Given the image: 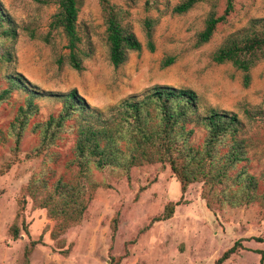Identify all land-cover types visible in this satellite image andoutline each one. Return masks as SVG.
<instances>
[{"label": "rangeland", "instance_id": "1", "mask_svg": "<svg viewBox=\"0 0 264 264\" xmlns=\"http://www.w3.org/2000/svg\"><path fill=\"white\" fill-rule=\"evenodd\" d=\"M76 23L80 36L81 69L58 65V56L66 53L65 40L51 32L49 42L29 38L28 32L43 35L54 10L53 4L36 0H0V8L15 25L16 36L5 41L9 60L0 62V89L4 75L19 73L43 93H67L75 89L92 111L108 116L125 98H140L159 85L187 88L198 97L197 112L207 109L235 114L242 124L239 135L247 143L245 164L248 173L257 175L264 163V59L247 72L248 83L242 85L243 72L230 63L216 64L211 54L228 37L264 25V0H233L229 11L217 23L210 38L195 45L196 33L209 14L223 13L225 0H200L184 13L172 7L181 0H110L126 11L124 24L141 44L139 51H129L118 66L108 61L104 25L97 0H78ZM152 20V51L145 48L143 21ZM173 61L161 66L166 57ZM25 100L23 91L12 90L0 103V167L10 156L13 140L8 123L16 107ZM34 115L21 135L17 159L0 174V264H23L22 251L29 241L35 244L27 264H212L234 242L236 251L221 264H264V211L257 203L245 206L208 208L200 198V182L189 183L183 192L167 163H144L127 171L116 168L91 169L95 183L92 198L81 220L61 235L66 256L54 248L49 231L53 221L43 208L26 197L21 217L27 233L12 239L7 228L16 212V199L29 176L39 169L40 157L26 154L37 146L38 137L31 131L34 122L56 114L61 102L40 95L33 99ZM71 128L73 119L67 122ZM71 131V129H70ZM70 131L52 147L61 153L55 176L63 169L72 143ZM203 136L194 127L192 140ZM51 164V163H48ZM52 165V164H51ZM174 202L172 215L163 220L167 202ZM18 219V223H19Z\"/></svg>", "mask_w": 264, "mask_h": 264}, {"label": "trees", "instance_id": "2", "mask_svg": "<svg viewBox=\"0 0 264 264\" xmlns=\"http://www.w3.org/2000/svg\"><path fill=\"white\" fill-rule=\"evenodd\" d=\"M36 1L51 3L54 10L49 16L46 33L35 35L29 31L28 37L48 43L51 32H59L65 40L66 53L57 57V64L60 66L64 63L74 70H80L82 57L86 54L79 48L80 36L76 23L79 1ZM198 1L181 0L171 11L184 13ZM97 3L104 25L108 61L116 67L125 60L129 51H139L141 44L123 22L125 10L110 0H97ZM232 5L233 0H225L221 15L215 17L209 14L206 17L203 27L196 33L195 45L205 43L210 38L217 23L231 11ZM151 27L152 20L146 18L143 29L148 51L154 49ZM15 36V25L0 8V62L9 60V48L4 43ZM210 57L216 64L228 62L242 71V85L246 86L248 70L264 59V25L228 37ZM172 61L173 57H166L161 61V66ZM4 79L0 103L6 101L14 89L23 91L25 100L17 105L8 123L7 130L13 144L10 146V156L0 167V174L17 159L21 135L36 111L34 97L46 95L61 102L56 114H50L31 125L38 143L26 156H39L40 163L38 171L33 172L20 188L16 212L7 228L12 239L17 238L20 231L27 233L21 212L28 197L33 205L43 208L46 216L53 221L49 237L53 240L54 249L63 256L68 255L69 247H64L65 239L61 235L81 220L92 198L95 189V183L91 180L92 168H116L125 172L132 166L165 162L178 181L181 192L191 182L201 183L200 198L210 209L257 203L264 211V163L257 175L248 173L243 166L236 168L238 163L245 164L247 161V143L239 135L241 122L235 114L212 108L200 115L197 112L198 97L193 90L154 86L140 98L122 99L108 116L101 117L99 112L89 108L75 89L62 94L43 93L19 73L5 74ZM69 119H73L71 128L66 123ZM195 126L203 129L199 142L192 140ZM69 131L73 139L68 156H65L62 172L55 176L53 165L58 164L61 153L52 147L61 139L62 133ZM174 204L167 202L161 214L153 217L151 222L169 218ZM256 240L263 241L264 237H256ZM35 242L31 240L24 246L21 255L23 264H27ZM238 245V242H234L212 264H221L236 251Z\"/></svg>", "mask_w": 264, "mask_h": 264}]
</instances>
